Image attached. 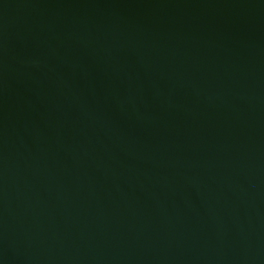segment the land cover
<instances>
[{
  "label": "water",
  "instance_id": "obj_1",
  "mask_svg": "<svg viewBox=\"0 0 264 264\" xmlns=\"http://www.w3.org/2000/svg\"><path fill=\"white\" fill-rule=\"evenodd\" d=\"M0 264H264V0H0Z\"/></svg>",
  "mask_w": 264,
  "mask_h": 264
}]
</instances>
